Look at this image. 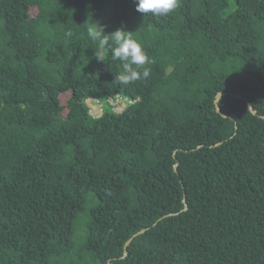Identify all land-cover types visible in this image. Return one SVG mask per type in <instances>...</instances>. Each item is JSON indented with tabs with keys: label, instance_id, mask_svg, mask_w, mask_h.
<instances>
[{
	"label": "trees",
	"instance_id": "1",
	"mask_svg": "<svg viewBox=\"0 0 264 264\" xmlns=\"http://www.w3.org/2000/svg\"><path fill=\"white\" fill-rule=\"evenodd\" d=\"M0 264H264V0H0Z\"/></svg>",
	"mask_w": 264,
	"mask_h": 264
},
{
	"label": "clouds",
	"instance_id": "2",
	"mask_svg": "<svg viewBox=\"0 0 264 264\" xmlns=\"http://www.w3.org/2000/svg\"><path fill=\"white\" fill-rule=\"evenodd\" d=\"M136 11L145 15L151 14L153 16H163L174 12L180 6V0H134ZM93 27L88 29V37L90 41L97 45L94 49V55L104 60L103 52L105 49L111 55L112 60H118L121 63L122 71L115 74L114 80L118 86H126L141 79H146L150 75L147 68L140 69L151 63L143 45L132 35L133 31L124 29H116L115 31L105 34L104 26L98 23H93ZM71 36L72 33H66ZM129 98L115 99L111 104L112 111L116 113L122 112L126 108V101ZM87 103L92 113L100 116L102 109L96 106L89 98ZM93 101H96L93 99ZM134 101V100H133ZM91 106H95L94 109Z\"/></svg>",
	"mask_w": 264,
	"mask_h": 264
},
{
	"label": "water",
	"instance_id": "3",
	"mask_svg": "<svg viewBox=\"0 0 264 264\" xmlns=\"http://www.w3.org/2000/svg\"><path fill=\"white\" fill-rule=\"evenodd\" d=\"M223 94H224V92H222V91L218 92L217 95H216V100H217L221 95H223ZM216 109H217V111H219V107H218L217 104H216ZM252 112H255V111L252 109ZM183 201H184V208L186 209L187 206H186V204H185V200H183ZM129 241H130V240H128V241L125 243V246L129 243Z\"/></svg>",
	"mask_w": 264,
	"mask_h": 264
},
{
	"label": "rangeland",
	"instance_id": "4",
	"mask_svg": "<svg viewBox=\"0 0 264 264\" xmlns=\"http://www.w3.org/2000/svg\"><path fill=\"white\" fill-rule=\"evenodd\" d=\"M91 108H92V109H94V108H95V106H91Z\"/></svg>",
	"mask_w": 264,
	"mask_h": 264
}]
</instances>
